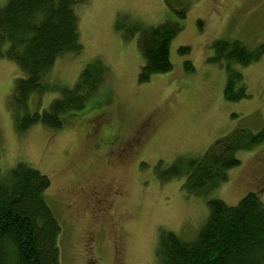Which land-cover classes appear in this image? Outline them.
Instances as JSON below:
<instances>
[{
    "label": "rangeland",
    "instance_id": "1",
    "mask_svg": "<svg viewBox=\"0 0 264 264\" xmlns=\"http://www.w3.org/2000/svg\"><path fill=\"white\" fill-rule=\"evenodd\" d=\"M6 2L0 0V8ZM167 2L88 0L75 8L81 53L58 58L45 82L71 89L95 61L107 74L84 109L67 117L60 131L38 124L16 135L11 97L24 75L13 62L0 59V175L5 178L22 163L49 178L45 201L61 230L59 264H160L155 255L160 233L193 241L208 219V200L232 207L255 193L264 206V142L237 153L239 166L205 198L184 193L186 176L166 183L158 179V171L179 158H201L233 131L257 134L264 127V55L247 67L231 66L241 74L248 96L236 103L223 96L225 67L210 62L216 41H237L248 51L264 43V0ZM181 9L186 17L179 21ZM166 22L182 26L170 44L172 70L139 83L144 61L132 25ZM180 48L188 54L181 56ZM186 62L192 73L185 71ZM58 97L57 92L33 96L29 112L41 114ZM105 109L111 127L95 132V114ZM144 124L148 129L136 149L109 157L115 149L101 140L129 141ZM95 192L111 193V209L106 221L93 227L94 243L89 245V218L82 216L81 207Z\"/></svg>",
    "mask_w": 264,
    "mask_h": 264
},
{
    "label": "trees",
    "instance_id": "2",
    "mask_svg": "<svg viewBox=\"0 0 264 264\" xmlns=\"http://www.w3.org/2000/svg\"><path fill=\"white\" fill-rule=\"evenodd\" d=\"M88 0H7L0 8V59L13 62L24 77L17 80L11 97L16 135H24L40 124L60 131L67 117L84 109L107 74L100 61L88 65L71 88L48 85L45 81L56 60L79 55L81 45L75 8ZM168 4L167 0H164ZM186 9L177 12L179 21ZM200 25V23H198ZM138 33L137 47L144 61L139 83L172 70L170 44L182 30L178 22L156 27L132 25ZM117 29H121L118 26ZM211 63L225 67L223 96L227 102L246 99L240 73L232 65L247 67L264 55V43L248 51L237 41L212 44ZM187 48H180L181 56ZM187 73L193 72L189 62ZM52 92L59 97L41 114L29 112L33 96ZM264 142V127L252 134L236 130L216 141L199 159H178L158 179L166 183L186 176L182 186L188 196L205 198L227 181V173L239 166L236 154L250 151ZM50 180L25 164L0 175V264H59L57 247L60 227L46 204ZM209 216L197 237L186 243L170 232H161L156 248L160 264H264V206L255 193H248L235 206L208 200Z\"/></svg>",
    "mask_w": 264,
    "mask_h": 264
},
{
    "label": "flooded vegetation",
    "instance_id": "3",
    "mask_svg": "<svg viewBox=\"0 0 264 264\" xmlns=\"http://www.w3.org/2000/svg\"><path fill=\"white\" fill-rule=\"evenodd\" d=\"M107 109L99 111L98 113L95 114L96 118L99 120H96L97 123L95 125V132H98L100 130L109 128L111 126L108 125V120L104 117L106 114ZM99 115V116H97ZM148 125H142L140 126L139 130L136 132V135L129 141H119L117 138H111L110 140H101L103 142L102 144L104 145H109L110 147H113L115 149L114 151H110L109 157L117 156L120 157L121 154L126 155L136 149L144 140V133L147 131ZM111 193H100V192H95L92 194L91 197L87 199L82 204V216H86L89 218V232L88 236L85 238L87 239L86 242L89 243V245H92L94 243V228H99L104 221L109 217V211L111 209ZM73 204L69 205L70 210H72ZM73 211V210H72ZM72 213V212H71ZM73 216L74 220H78V213L77 210L73 211ZM83 218V217H82ZM75 223V222H74ZM97 226V227H94ZM94 227V228H93ZM97 228V229H98ZM94 262H91L90 264H93Z\"/></svg>",
    "mask_w": 264,
    "mask_h": 264
}]
</instances>
